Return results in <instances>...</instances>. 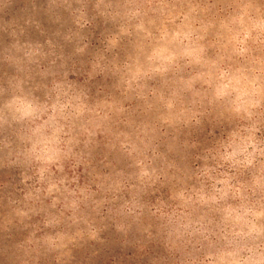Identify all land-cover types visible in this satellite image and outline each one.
I'll return each mask as SVG.
<instances>
[{"label":"clouds","instance_id":"obj_1","mask_svg":"<svg viewBox=\"0 0 264 264\" xmlns=\"http://www.w3.org/2000/svg\"><path fill=\"white\" fill-rule=\"evenodd\" d=\"M0 264H264V0H0Z\"/></svg>","mask_w":264,"mask_h":264}]
</instances>
